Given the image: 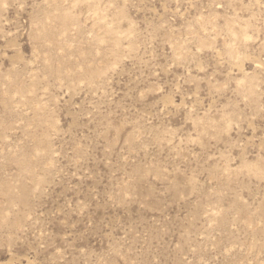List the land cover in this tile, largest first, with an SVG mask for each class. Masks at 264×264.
<instances>
[{"label":"rangeland","instance_id":"374dc122","mask_svg":"<svg viewBox=\"0 0 264 264\" xmlns=\"http://www.w3.org/2000/svg\"><path fill=\"white\" fill-rule=\"evenodd\" d=\"M0 264H264V0H0Z\"/></svg>","mask_w":264,"mask_h":264}]
</instances>
